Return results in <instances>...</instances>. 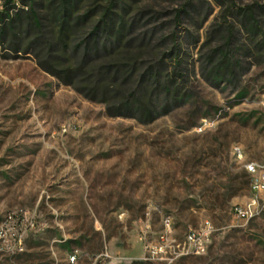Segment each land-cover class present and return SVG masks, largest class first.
Instances as JSON below:
<instances>
[{"label": "rangeland", "instance_id": "1", "mask_svg": "<svg viewBox=\"0 0 264 264\" xmlns=\"http://www.w3.org/2000/svg\"><path fill=\"white\" fill-rule=\"evenodd\" d=\"M117 1L145 28L162 26L165 49L180 45L181 93L161 95L147 124L110 116L32 53L0 45V227L11 218L28 232L25 251H0V264H264V213L247 221L234 212L255 194L246 164L264 163V0L81 6L99 11L94 22ZM189 1L201 12L178 19ZM249 7L259 20L251 33ZM228 37L236 79H208L203 55ZM191 230L206 241L201 253L187 243Z\"/></svg>", "mask_w": 264, "mask_h": 264}, {"label": "trees", "instance_id": "2", "mask_svg": "<svg viewBox=\"0 0 264 264\" xmlns=\"http://www.w3.org/2000/svg\"><path fill=\"white\" fill-rule=\"evenodd\" d=\"M12 2L1 4L0 45L15 54L32 53L43 70L86 99L105 104L110 116L147 124L160 114L161 95L168 102L181 93L188 69L183 68L180 45L165 49L168 38L158 35L162 26L145 28L142 18H127L125 2L102 7L94 22L99 11L84 9L83 0ZM185 7L178 10V19L202 9L192 1ZM243 23L250 33L258 27L254 7L247 8ZM232 41L228 37L223 46L203 55L202 73L208 79H236L239 64L227 49Z\"/></svg>", "mask_w": 264, "mask_h": 264}, {"label": "built area", "instance_id": "3", "mask_svg": "<svg viewBox=\"0 0 264 264\" xmlns=\"http://www.w3.org/2000/svg\"><path fill=\"white\" fill-rule=\"evenodd\" d=\"M240 153V148H235ZM247 171L251 174V189L254 191V197L245 205L235 208V215L240 219L250 220L264 213V163L249 162L246 164ZM30 214L25 211L21 216L24 218ZM26 215V216H25ZM11 219V218H10ZM7 219L0 227V251L8 253H22L26 249V239L28 232L22 228L18 220ZM22 220V219H21ZM167 229L170 228V220L165 222ZM211 229V226H207ZM187 243L194 247V252L201 253L205 250L206 241L200 233L191 230L187 236ZM77 254H70V262H75Z\"/></svg>", "mask_w": 264, "mask_h": 264}]
</instances>
